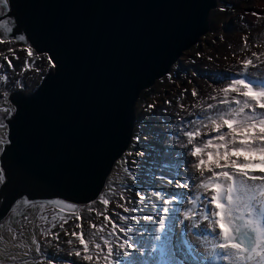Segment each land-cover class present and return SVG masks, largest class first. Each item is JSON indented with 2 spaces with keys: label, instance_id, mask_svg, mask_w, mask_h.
<instances>
[{
  "label": "water",
  "instance_id": "1",
  "mask_svg": "<svg viewBox=\"0 0 264 264\" xmlns=\"http://www.w3.org/2000/svg\"><path fill=\"white\" fill-rule=\"evenodd\" d=\"M217 0H9L12 38L53 56L30 93L13 91L0 153V218L27 199L74 211L96 200L129 149L141 93L210 30ZM73 203L74 210L47 204ZM0 219V222L3 220Z\"/></svg>",
  "mask_w": 264,
  "mask_h": 264
},
{
  "label": "snow or ice",
  "instance_id": "2",
  "mask_svg": "<svg viewBox=\"0 0 264 264\" xmlns=\"http://www.w3.org/2000/svg\"><path fill=\"white\" fill-rule=\"evenodd\" d=\"M8 4L9 0H0V8H7ZM13 31L10 21H0V37H7ZM12 38L19 42L25 41L23 35ZM4 42L5 39L0 38V43ZM19 50L26 52V58L17 74L40 72L36 60L43 57L38 56L30 45ZM7 51L11 53L12 59L0 53V81L4 82L9 79L6 68L15 69L13 60H20L15 50L9 48ZM262 57L264 51H253L251 57L238 59L240 68L236 73L225 77L223 86L213 88L212 93L208 94L207 99L216 103H205L203 98L190 106L180 103L188 91L184 89L177 103L189 118L185 119L177 113L181 120L177 140L185 151L179 153L175 161L170 156L166 158L168 163L155 177L161 183L156 187L150 186V194L149 191H136L138 199L132 200L130 196L120 193L119 199L124 203H117L116 206L124 213L150 210V214L143 215L142 219L152 225V239L149 242L151 259L143 258L147 249L140 241L133 239L134 225L117 224L114 219L118 217L119 221L128 222L137 220V217L121 215L115 210L109 216L106 210L110 199L106 195L99 197L105 212H96L97 217L103 216L105 223L90 224L95 230L90 235L82 230L80 215L76 216L78 222L71 233L64 228L68 220L61 217L63 223L59 225L60 229L64 235L74 238L66 243L74 246L78 241L80 246L74 248L76 257L88 264H100L101 260L104 264H264ZM47 63L49 68L57 69L53 56L47 58ZM16 83L23 87L19 80ZM199 95L196 89L191 91L193 98ZM164 103L171 105L172 101L165 100ZM148 107H155V104ZM2 143L4 141L0 140ZM130 175L133 180L137 179L134 173ZM3 180L4 173L0 172V182ZM173 187L180 191L171 190ZM128 191L130 193L132 190ZM22 203L34 206L37 202L25 199ZM46 203L68 210L76 207L62 200ZM39 206L43 208L45 205L40 203ZM94 210L89 207L90 212ZM52 220L55 221L56 217L53 216ZM109 224L111 231L105 235ZM176 224L181 227L176 229ZM55 226L53 223L52 228ZM75 229L81 230L77 232ZM41 231L46 238L51 237L59 243V232H52L51 228ZM117 233H122L123 238ZM190 237H195V241ZM31 243L40 253L41 243L35 237ZM68 254H73L71 249ZM24 255L27 256V253ZM47 264H52V260L49 259Z\"/></svg>",
  "mask_w": 264,
  "mask_h": 264
},
{
  "label": "rangeland",
  "instance_id": "3",
  "mask_svg": "<svg viewBox=\"0 0 264 264\" xmlns=\"http://www.w3.org/2000/svg\"><path fill=\"white\" fill-rule=\"evenodd\" d=\"M220 1L217 0V3ZM222 1H224L223 3L233 5L232 8L228 7L227 9L229 10H225V6L218 4L210 12V17L217 18L219 15L221 18L211 19L208 34L203 36L197 45L184 52L181 62L183 64L188 62V64L182 65V68L179 64H175L166 76L157 80L150 87V90L144 96L147 98L144 99L143 103L137 102L138 120L135 124L131 145L127 152L115 162L107 178L106 185L100 194V196L106 195L110 199V204L106 210L109 216H112L113 210H115V212H119L121 215H134L137 217V220L128 222L119 221L118 217H114V219L117 224L134 225L133 232L135 234L133 239L140 241L147 249V254L143 257L144 259L150 260L152 256L148 241V232L151 224L142 219L143 215L150 214V210L144 209L132 214L124 213L121 208L116 206L117 203H124V201H120L119 199L120 193L123 192L126 196H130L132 200H136L138 199L135 196L136 191H149L150 194V186L156 187V182H160L155 177L163 170V166L168 163V160L166 161V158L160 159V161L153 165L154 161L152 160L151 162L152 151L164 152L163 148L157 149L154 146L159 136L166 138L177 137L181 125V120L177 116V113L185 119L189 118L186 113L180 112L179 104L177 103L181 92L184 89H188L187 93L184 94V99L180 103L190 106L192 99H205L211 93L210 86L219 84L221 87L225 82V77L236 73V70L204 69L199 64L200 59L204 58L205 62L209 63L213 62L214 56L222 55L244 59L251 57L253 51L258 53L264 51V0ZM248 2H251V6L257 10L247 7ZM238 7H242L245 11H242L243 13H236ZM0 38L5 39L4 43H0V53L8 55L9 59H12L11 53L7 51L11 48L20 57L19 61L13 60L15 69H7L6 62H4L9 79L7 82L0 81V108L6 107L11 115L14 108L8 100L9 94L13 91L32 92L51 68H49L47 63V55L37 54L43 57V59L36 60V66L41 71H28L18 75L17 73L20 71L22 62L26 58V52L19 49L24 48L28 44L18 42L9 37ZM245 38H247V46L245 45ZM186 54H188V58ZM253 59L255 60V58ZM233 67L236 68L235 65ZM17 80L23 84V87H20L16 83ZM203 81L208 83L205 88L202 87ZM193 89H196L200 95L193 98L191 96ZM165 100H171L172 104H165ZM212 103H216V101ZM152 104H155V107L149 108L148 106ZM181 138L183 139V137ZM0 140L4 141V143L0 144V149L2 150L5 144H7V128L5 125L0 126ZM152 143L154 147H152ZM172 150H175V155L168 152V157L170 156L171 160L175 161L179 158V149L176 150L175 148ZM125 169L128 171H125ZM130 173H134L137 179L133 180ZM128 189L132 191L129 193ZM99 197L93 201L95 202L93 205L91 203L83 204L78 206L74 211L64 212L63 215H60L57 208L46 205L43 208L39 205H34L21 211L15 210L10 218L0 224V264H47L49 259L52 260V264L88 263L74 255V248L80 247L78 241L75 242L74 246L67 244V240L74 238L64 235L59 225L63 223L61 217L66 218L68 223L64 225V228L71 233L74 230V225L78 222L76 216L80 215L82 219L79 222L82 225V230L86 234H92L95 230L90 227V224L100 225L105 223L102 215L99 217L96 215L97 211L105 212V206L100 202ZM90 206L95 210L90 212ZM80 210H86L87 213L83 215L80 213ZM53 216L56 217L55 221L52 220ZM53 223L56 225L54 228H52ZM49 228H51L52 232L60 233L59 243L52 240L51 237L46 238L42 234V229ZM75 230L79 232L81 229ZM110 231L111 225L109 224L104 234L106 235ZM117 235L123 238L122 233H117ZM14 236L15 238H13ZM33 237L41 243L40 253L36 252L35 245L31 243ZM190 238L193 241L196 239L195 237ZM70 249L73 253L71 255L68 254ZM24 253H27V256ZM102 263L104 264L103 260H101L100 264Z\"/></svg>",
  "mask_w": 264,
  "mask_h": 264
},
{
  "label": "bare ground",
  "instance_id": "4",
  "mask_svg": "<svg viewBox=\"0 0 264 264\" xmlns=\"http://www.w3.org/2000/svg\"><path fill=\"white\" fill-rule=\"evenodd\" d=\"M242 60V59H240ZM199 64L204 68V69H207V70H220L222 69L223 71H226V70H237L240 68V64L238 63V59H236V57H233V56H230V55H222V56H214V60L213 62L209 63V62H205L204 58L203 59H200L199 61ZM233 65L236 66V68L233 67ZM255 71V70H253ZM206 85H208V83L206 82H202V87H207ZM213 85V84H211ZM211 87V93H212V89L213 88H216V87H220L219 84H215V86H210ZM208 96V95H207ZM207 96L206 98L204 99L205 100V103H212L213 101L212 100H208L207 99ZM198 99H192V101H190V104L196 102ZM174 108V107H173ZM180 112H182L180 110ZM182 139V138H181ZM164 142H166L164 144ZM158 145V146H157ZM154 146L157 148V149H164V152H158L157 150L152 151V157H151V162L152 160L154 161L152 164H156L158 161H160V159H164V158H167L168 157V152H170L172 155H175V150H172V149H175L178 150L179 153L183 152L184 149H182L179 145V142L177 140V137H173V138H166V137H161L159 136L158 138V141L154 144ZM153 146V143H152V147ZM188 159H192L191 157H187ZM167 161V159H166ZM174 167V165H173ZM183 167V166H181ZM182 176H183V172L181 173ZM186 178V177H185ZM161 182H156V186H158ZM165 187H169L168 185H165ZM174 191H180L178 189H175L173 187ZM16 210V207H13L10 211V214L13 213L14 211ZM176 229H179L181 226L179 224H176ZM151 229H152V225L150 227V231H149V237H148V241L150 242L151 239H152V236H151ZM92 231V230H90ZM139 255V254H137ZM181 255H183V253H181ZM186 258V257H185ZM85 264H88V263H85ZM103 264V263H102Z\"/></svg>",
  "mask_w": 264,
  "mask_h": 264
},
{
  "label": "trees",
  "instance_id": "5",
  "mask_svg": "<svg viewBox=\"0 0 264 264\" xmlns=\"http://www.w3.org/2000/svg\"><path fill=\"white\" fill-rule=\"evenodd\" d=\"M3 13H4L3 12V9L0 8V16H2ZM220 18H221V16H219V15L217 16V18H214L213 16L210 17V19H220ZM149 90L150 89L145 90V91H143L141 93V96H140V99H139L140 103H143L144 99L147 98V97H144V96L147 94V92ZM143 107H144V104H143ZM5 110H7V108L4 107V106L0 108V125H2V126L5 125V120L10 116V112L8 110L7 111H5ZM91 205H93L92 202H91ZM80 213H82L83 215H85L87 213V211L86 210H80Z\"/></svg>",
  "mask_w": 264,
  "mask_h": 264
},
{
  "label": "clouds",
  "instance_id": "6",
  "mask_svg": "<svg viewBox=\"0 0 264 264\" xmlns=\"http://www.w3.org/2000/svg\"><path fill=\"white\" fill-rule=\"evenodd\" d=\"M223 2H224V1L221 0L219 3H217V5H218V4H221V5L225 6V10H229V9H227L228 7H229V8H232L233 5H230V3H223ZM216 7H217V6H216ZM216 7H215V8H216ZM225 10H224V11H225ZM242 11H245L242 7H238V8L236 9V13H241ZM236 13H235V14H236ZM242 13H243V12H242ZM0 17H1V16H0ZM210 20H211V19H210ZM207 34H208V33H207ZM207 34H206V35H207ZM206 35H205V36H206ZM7 37H8V36H7ZM9 38H10V37H9ZM185 52H186V51H185ZM183 54H184V52H183V53L181 54V56H180V63H179V66H180V64L182 63V62H181V58H182V55H183ZM186 55H187V54H186ZM175 64H178V63H175ZM175 64H174V65H175ZM174 65H173V66H174ZM183 65H185V64H183ZM173 66H172V68H173ZM180 67L182 68V66H180ZM172 68H171V70H172ZM171 70H170V71H171ZM165 76H166V75H165ZM149 89H150V88H149ZM136 110H137V108H136ZM137 120H138V114H137ZM137 120H136V122H137ZM0 153H1V152H0ZM0 172H1V171H0ZM46 206H47V205H46ZM11 214H12V213H11ZM11 214L7 215V216H6V217L0 222V224L3 223L4 221H6L8 218H10Z\"/></svg>",
  "mask_w": 264,
  "mask_h": 264
},
{
  "label": "flooded vegetation",
  "instance_id": "7",
  "mask_svg": "<svg viewBox=\"0 0 264 264\" xmlns=\"http://www.w3.org/2000/svg\"><path fill=\"white\" fill-rule=\"evenodd\" d=\"M2 9H3V12L5 13L6 9H5V8H2ZM4 13H3V14H4ZM1 21H9V20H8V18H4V19L1 20ZM18 42H19V41H18ZM24 43H25V42H24ZM26 44H27V43H26ZM186 57L188 58V54L186 55ZM187 64H188V62L185 63V65H187ZM182 65H183V63L180 64V66H182ZM187 73H188V71H187ZM18 211H19V210H18ZM64 212H65V211H64ZM64 212H62V213L60 212V215H63ZM0 252H1V249H0Z\"/></svg>",
  "mask_w": 264,
  "mask_h": 264
},
{
  "label": "built area",
  "instance_id": "8",
  "mask_svg": "<svg viewBox=\"0 0 264 264\" xmlns=\"http://www.w3.org/2000/svg\"><path fill=\"white\" fill-rule=\"evenodd\" d=\"M248 1H249V0H248ZM247 7L251 8V9H255V10H257L256 8H253V7L251 6V2H248Z\"/></svg>",
  "mask_w": 264,
  "mask_h": 264
}]
</instances>
